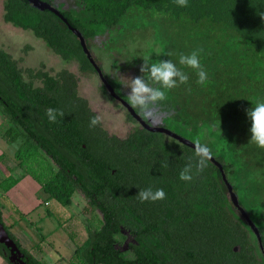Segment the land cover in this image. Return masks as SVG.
Wrapping results in <instances>:
<instances>
[{"label":"trees","instance_id":"1","mask_svg":"<svg viewBox=\"0 0 264 264\" xmlns=\"http://www.w3.org/2000/svg\"><path fill=\"white\" fill-rule=\"evenodd\" d=\"M43 1L51 5V0ZM76 1L87 19L70 9L60 13L81 33L88 50L87 40L99 27H114L137 5L176 18L223 24L243 37L248 49L264 52V0H188L187 7L175 0ZM2 8L5 22L31 31L81 72H96L78 37L55 13L28 0H2ZM76 87L73 72L50 74L43 64L22 69L0 49V113L9 123L5 141L20 140L14 155L17 166L60 204L68 205L79 190L90 210L101 214L99 222L86 223V238L76 246L71 264H264L255 236L232 205L213 161L193 181H182L179 174L195 157L193 147L141 124L123 137L108 133L100 123L90 127L96 113ZM49 108L58 110L55 122L48 119ZM213 158L225 176L232 172L221 156ZM32 166L36 173L30 171ZM17 181L3 179L0 187L7 191ZM147 188L163 189L166 198L141 203L137 193ZM0 221L25 263L43 264L5 226L1 207ZM127 235L133 242L125 251L117 243ZM7 256L0 244V257L12 264Z\"/></svg>","mask_w":264,"mask_h":264},{"label":"rangeland","instance_id":"2","mask_svg":"<svg viewBox=\"0 0 264 264\" xmlns=\"http://www.w3.org/2000/svg\"><path fill=\"white\" fill-rule=\"evenodd\" d=\"M51 6L58 11L70 9L83 19L89 17L82 13L76 0H51ZM2 14L0 0V49L17 60L18 67L36 69L43 64L50 72L62 68L77 72L75 63L63 61L31 31L5 22ZM87 44L104 79L126 100L130 78L144 75L148 79L147 73L140 72L144 61L151 65L170 59L189 75L187 84L167 91L166 100L149 105L146 113L134 109L148 126H163L193 144L199 140L212 150V157L221 156L231 164L232 172L225 178L238 203L241 201L240 208L258 230L260 239L253 235L264 259V149L249 142L251 121L246 114V109L257 101H264V52L248 49L245 39L223 24L207 19L195 22L185 16L176 18L168 12L137 5L131 6L114 27H99ZM199 49L200 62L208 73L205 85L196 82L198 77L192 69L179 64V53L190 54ZM169 52L171 56L167 55ZM78 93L88 101L108 133L123 137L139 124L128 117L123 104L102 90L96 73L80 78ZM8 126L0 113V181L11 177V169L15 175L27 173L17 166L14 157L20 140L9 143L4 139ZM30 171L38 170L32 166ZM22 186L28 190L21 192L16 187L12 193L21 192L16 198L1 193L0 187V207L12 213L3 219L5 226L9 228L20 218L9 230L22 246L31 253L42 248L43 264H71L73 248L86 238V223L99 222L100 212L90 210L79 190L73 192L68 205H62L41 187L33 193L29 191L31 185ZM130 242L133 238L127 235L117 246L127 251ZM36 254L33 255L37 257ZM0 264L8 263L0 257Z\"/></svg>","mask_w":264,"mask_h":264},{"label":"clouds","instance_id":"3","mask_svg":"<svg viewBox=\"0 0 264 264\" xmlns=\"http://www.w3.org/2000/svg\"><path fill=\"white\" fill-rule=\"evenodd\" d=\"M179 7H187L188 0H175ZM202 49L194 50L190 54L179 53V64L192 69L198 77L197 83L205 85L208 82V73L200 62V53ZM171 56L172 53H167ZM142 74L147 73L148 79L144 75L130 78V84L127 86L128 100L132 107L139 108L146 113L149 105L157 104L166 100V93L181 84H187L189 75L177 67L170 59L159 60L157 63L149 65L146 61L140 66ZM57 109L49 108L46 110L48 119L55 122L57 118ZM246 114L251 121L249 142L254 143L260 149H264V101H257L255 106L246 109ZM60 116H64L62 111ZM100 123L99 117L90 119V127H95ZM195 157L190 159L189 163L181 170L179 178L185 182H191L195 176L201 174L208 166L212 157V150L199 140L195 141ZM138 199L143 202H156L166 198L163 189L152 188L141 189L137 193Z\"/></svg>","mask_w":264,"mask_h":264},{"label":"water","instance_id":"4","mask_svg":"<svg viewBox=\"0 0 264 264\" xmlns=\"http://www.w3.org/2000/svg\"><path fill=\"white\" fill-rule=\"evenodd\" d=\"M29 2H31L34 6L40 8V9H47L53 13H55L65 24L66 26L78 37L80 45L82 47L83 52L86 54V57L88 58L89 62L92 64L93 68L96 70V72L98 73V75L101 77V79L103 80L104 84L106 85L109 93L111 94V96L115 97V98H119L118 95L114 92L113 88L110 86V84L104 79L103 74H102V70L99 67V65L94 61V59L91 56L90 51L88 50L84 38L81 35V33L76 29L73 28L67 21V19L60 13V11L56 10L55 8H53L48 2L43 1V0H28ZM122 104L124 105V107L127 109V111L129 112V114L136 119L139 124H141L143 127H145L146 129L152 131V132H162L168 135L173 136V138L177 139L178 141L190 146V147H195V144L189 142L188 140L178 136V135H174L171 134L165 127L163 126H158V127H150L148 126L144 121L141 120V118L139 117V115H137L135 113V111L133 110V108L124 100L121 99ZM211 161H213V163L215 165H217L220 169V171L222 172V179L224 181V184L227 188V192H228V196L229 199L232 202V205L239 211L240 215L244 218L246 224L248 226L251 227L253 234L256 235L257 239H260V236L258 234V230L256 229V227L253 225V223L251 222V220L249 219L248 215H246V213L240 208V205L237 201V199L234 196V193L232 192V188L231 185H229V183L227 182L225 175L222 171V167L221 165L214 160L213 157H211L210 159ZM0 244H2L7 250H8V256L7 259L10 263L12 264H26L24 259H23V254L21 253V251L19 250V248L17 247V245L15 244V242L9 237L7 231L5 230L3 224L0 221Z\"/></svg>","mask_w":264,"mask_h":264},{"label":"crops","instance_id":"5","mask_svg":"<svg viewBox=\"0 0 264 264\" xmlns=\"http://www.w3.org/2000/svg\"><path fill=\"white\" fill-rule=\"evenodd\" d=\"M11 172V177H13V178H15V179H18V181H17V183L15 184V185H13L11 188H9L7 191H3V190H1V193H3V194H9L10 195V197H12V198H16V197H20V195H21V192H23V191H25V190H28L26 187H24V186H22L23 184H29V185H31L32 186V190H29L30 192H35L36 190H38V188H40V185L30 176V175H28V174H22V176H19V175H15L14 173H13V170L11 169L10 170ZM4 179V177L1 179V180H3ZM19 186V189H20V193L19 194H14V193H12V192H15V190L17 189L16 187H18ZM3 208L1 207V213H2V220L5 218V219H7L12 213H9V211H7V210H2ZM22 215H26L27 213H22V212H20ZM10 214V215H9ZM7 217V218H6ZM4 219V220H5ZM19 220H21L20 218L19 219H17L16 220V222L15 221H13V224L12 225H10V227H9V229H12V227H15V224H17V222L19 221ZM15 234L17 235L18 234V232H16L15 231ZM75 248H76V246L73 248L74 250H75ZM74 250H73V252H74ZM38 254H36V255H38L36 258L37 259H39V260H41L42 259V255H41V253H42V248H39V250L38 251H36ZM35 252V253H36ZM34 255H35V253L34 252H32ZM41 255V256H40Z\"/></svg>","mask_w":264,"mask_h":264},{"label":"flooded vegetation","instance_id":"6","mask_svg":"<svg viewBox=\"0 0 264 264\" xmlns=\"http://www.w3.org/2000/svg\"><path fill=\"white\" fill-rule=\"evenodd\" d=\"M68 63H70V62H68ZM62 69H66V68H62ZM62 69H60V70H62ZM60 70H58V71H60ZM68 70V69H67ZM48 71V70H47ZM58 71H55V72H50V74H55L56 72H58ZM68 71H70V70H68ZM72 72V71H71ZM76 76H77V87H76V89H77V94L79 95V93H78V89H79V82H80V78L83 76V77H87V73H85V72H81L78 68H77V72H73ZM96 73V72H95ZM97 75H98V73H96ZM102 74H103V72H102ZM98 77L100 78V82H101V88H104L105 89V92H107V94L109 95V97L113 100V101H115L116 103H119V104H122V102H121V99L122 100H124L125 102H127L128 103V100H126L124 97H122L121 95H120V93L118 92V91H116L115 89H114V87L109 83V81H107L106 79V81L110 84V86L113 88V90H114V92L118 95V97L119 98H115V97H113V96H111V94L109 93V91H108V89H107V87H106V85L104 84V82H103V80L101 79V77L98 75ZM104 77V76H103ZM37 85L38 86H42L40 83H37ZM80 96V95H79ZM82 97V96H81ZM84 98V97H83ZM129 105H130V103H128ZM131 106V105H130ZM132 107V106H131ZM133 108V110L135 111V113L136 114H138V110H135L136 108L135 107H132ZM135 108V109H134ZM127 110V109H126ZM127 113H129L128 111H127ZM138 115H140V112H139V114ZM136 120V119H135ZM137 121V120H136ZM138 122V121H137Z\"/></svg>","mask_w":264,"mask_h":264}]
</instances>
